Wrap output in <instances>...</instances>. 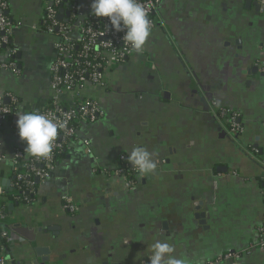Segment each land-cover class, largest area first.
I'll use <instances>...</instances> for the list:
<instances>
[{"label": "crops", "instance_id": "obj_1", "mask_svg": "<svg viewBox=\"0 0 264 264\" xmlns=\"http://www.w3.org/2000/svg\"><path fill=\"white\" fill-rule=\"evenodd\" d=\"M5 1L19 73L1 67L7 56L0 52V95L17 97L22 112L41 110L53 97L50 69L58 41L43 29L48 0ZM72 1L83 11L93 2ZM261 1L163 0L145 50L113 67L107 87L84 91L104 115L79 130L51 177L38 185L33 203L9 208L3 226L14 263L150 264L151 244L159 237L188 264H205L259 241L264 231V72L256 66L264 61ZM220 109L239 114L242 135L228 134L215 117ZM16 124L14 119L3 125V187L14 179V150L26 147ZM134 146L153 152L157 169L139 175L130 187L115 171ZM66 196L77 204L76 213L64 208ZM196 203L206 213L205 226L195 218ZM238 264H264V249L252 250Z\"/></svg>", "mask_w": 264, "mask_h": 264}, {"label": "built area", "instance_id": "obj_2", "mask_svg": "<svg viewBox=\"0 0 264 264\" xmlns=\"http://www.w3.org/2000/svg\"><path fill=\"white\" fill-rule=\"evenodd\" d=\"M140 2L148 12L152 32H154L157 28L155 14L163 0H140ZM261 5L263 12L264 0L261 1ZM63 6L64 0H48L44 3L43 23L47 28L45 32L57 37L58 41L55 46L56 59L50 69V88L53 97L43 109L36 111L66 121V124L58 131L53 151L47 159L26 155V147L14 150L11 174L18 181L34 176L43 183L51 177L57 164L56 154L68 148L77 139V134L82 127L96 123L104 115L97 101L86 97L84 91L90 86L107 87L110 70L124 65L136 53L124 42L125 31L116 32L107 17L94 16L91 6L87 7L86 11L73 6L68 10L69 17L60 20V10ZM7 10L8 2L0 0V48L12 42L13 23L7 15ZM4 53L7 59L1 67L19 73L17 61H13L16 58V50L8 47ZM256 66L264 72V61L258 62ZM5 99H9L8 105L5 104ZM21 112L17 97L10 94L0 95V161L3 159L1 154L3 125L18 118L17 114ZM215 117L224 124L230 136L244 133L243 123L236 111L220 109ZM86 145L89 147L87 143ZM253 151L258 152L255 148ZM88 152H91L89 148ZM126 168L129 169V173H126ZM115 174L123 177L130 187H134L140 175L129 162L125 163L124 157L121 158L120 166ZM262 183L264 187V178ZM9 189L18 201L28 202L24 194L20 192L21 189H14L12 183L7 189L0 186V197H3ZM63 202L64 208L69 213L74 214L78 211V206L72 197H64ZM5 218L7 216L0 205L1 225ZM8 230L4 228L1 234V240L4 242H0V264H14L8 257L10 241ZM260 231L262 237L251 244L247 250L228 253L205 264H238L241 258L250 254L252 250L264 249V231Z\"/></svg>", "mask_w": 264, "mask_h": 264}, {"label": "clouds", "instance_id": "obj_3", "mask_svg": "<svg viewBox=\"0 0 264 264\" xmlns=\"http://www.w3.org/2000/svg\"><path fill=\"white\" fill-rule=\"evenodd\" d=\"M92 14L107 17L116 32L125 31L123 37L131 49L140 53L152 35V24L148 12L140 0H93ZM17 129L21 141L26 143V155L47 159L54 147L58 131L65 127L62 121L49 114L37 111L17 114ZM155 154L146 147L134 146L127 159L142 176L155 173ZM150 264H188V260L176 254V248L168 240L157 237L151 244Z\"/></svg>", "mask_w": 264, "mask_h": 264}, {"label": "trees", "instance_id": "obj_4", "mask_svg": "<svg viewBox=\"0 0 264 264\" xmlns=\"http://www.w3.org/2000/svg\"><path fill=\"white\" fill-rule=\"evenodd\" d=\"M73 6H75V2L72 0H64V6L61 9H64L65 11L70 10ZM8 15V14H7ZM9 17V16H8ZM13 23V22H12ZM43 29L46 30V25H44L43 23ZM12 40V38H11ZM8 47H13L12 42H10V44H8L6 47L2 46L0 48V52H5L6 48ZM16 60V58L13 59V61ZM19 101V99H18ZM67 148L62 149L59 153L56 154V158H57V162L60 160V158L64 155L65 150ZM128 161H125V163H127ZM126 173H129V169L126 168L125 169ZM12 185L14 187V189H21L20 192L24 194V197L27 198L26 203L24 202H20L16 199V197H14L12 195V191L9 189L6 191V194L3 197H0V205L3 208V211L5 213V215H9V208L11 204H31L34 202L35 200V194L37 192V188L38 185L36 183V179L34 176L30 177L29 179H25V180H21L18 181L16 178L13 179L12 181ZM4 226L0 224V242H4L3 240H1V234L3 232ZM16 264V263H14Z\"/></svg>", "mask_w": 264, "mask_h": 264}, {"label": "water", "instance_id": "obj_5", "mask_svg": "<svg viewBox=\"0 0 264 264\" xmlns=\"http://www.w3.org/2000/svg\"><path fill=\"white\" fill-rule=\"evenodd\" d=\"M250 3V1H248V4ZM259 10L261 11V5H259ZM70 15V12L69 11H66L64 9H61L60 10V15H59V19L60 20H63L64 18H68ZM67 20V19H66ZM258 70V69H257ZM255 72L257 73L256 69H255ZM5 104L8 105L9 104V99H5ZM17 119L18 118H15V121L17 122ZM10 181H7L4 183V187L7 189L9 186H10ZM36 183L37 185L40 184V180L37 178L36 179ZM14 208V205H10V209H13ZM195 211L197 212V214L195 215V218L201 223V225L205 226L206 225V213H204L202 211V205L201 203H196L195 204ZM37 253L38 255L40 256H43V249H37Z\"/></svg>", "mask_w": 264, "mask_h": 264}, {"label": "bare ground", "instance_id": "obj_6", "mask_svg": "<svg viewBox=\"0 0 264 264\" xmlns=\"http://www.w3.org/2000/svg\"><path fill=\"white\" fill-rule=\"evenodd\" d=\"M93 94V93H92Z\"/></svg>", "mask_w": 264, "mask_h": 264}]
</instances>
